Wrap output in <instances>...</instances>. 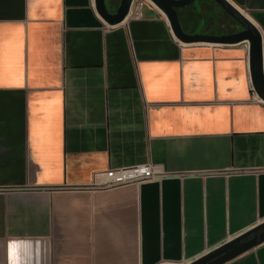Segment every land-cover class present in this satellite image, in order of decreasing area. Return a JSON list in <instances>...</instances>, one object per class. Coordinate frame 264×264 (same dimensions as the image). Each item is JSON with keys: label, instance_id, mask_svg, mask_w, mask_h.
Returning <instances> with one entry per match:
<instances>
[{"label": "crops", "instance_id": "1", "mask_svg": "<svg viewBox=\"0 0 264 264\" xmlns=\"http://www.w3.org/2000/svg\"><path fill=\"white\" fill-rule=\"evenodd\" d=\"M230 1L264 47V0ZM194 6L189 33L237 31ZM142 12L109 25L95 0H0V264H186L264 221L248 46L183 43ZM148 163L169 176L90 188ZM226 264H264V243Z\"/></svg>", "mask_w": 264, "mask_h": 264}, {"label": "water", "instance_id": "2", "mask_svg": "<svg viewBox=\"0 0 264 264\" xmlns=\"http://www.w3.org/2000/svg\"><path fill=\"white\" fill-rule=\"evenodd\" d=\"M134 0H121L115 12H111L106 0H95L96 9L109 25L126 20ZM167 17L175 37L183 43L237 44L249 43V64L255 92L264 100V47L259 27L230 0H214L227 14L237 21L241 30L228 34L189 33L184 30L178 9L197 0H150ZM264 243V221L237 237L212 249L202 257L186 264H226L243 253Z\"/></svg>", "mask_w": 264, "mask_h": 264}, {"label": "built area", "instance_id": "3", "mask_svg": "<svg viewBox=\"0 0 264 264\" xmlns=\"http://www.w3.org/2000/svg\"><path fill=\"white\" fill-rule=\"evenodd\" d=\"M150 0H134L128 17L140 18L142 9ZM169 176L161 167L151 163L135 165L130 167H115L108 170L97 171L94 182L90 188L106 189L131 183H142L145 181H157Z\"/></svg>", "mask_w": 264, "mask_h": 264}, {"label": "rangeland", "instance_id": "4", "mask_svg": "<svg viewBox=\"0 0 264 264\" xmlns=\"http://www.w3.org/2000/svg\"><path fill=\"white\" fill-rule=\"evenodd\" d=\"M199 0L196 1V4ZM201 5L204 11L201 13L202 17L207 18L208 28L225 29V30H241L240 24L235 21L229 14H227L214 0H202ZM244 47L249 50V43L243 42Z\"/></svg>", "mask_w": 264, "mask_h": 264}, {"label": "trees", "instance_id": "5", "mask_svg": "<svg viewBox=\"0 0 264 264\" xmlns=\"http://www.w3.org/2000/svg\"><path fill=\"white\" fill-rule=\"evenodd\" d=\"M178 13H179L180 19H181V21H182V9H181V8L178 9ZM197 13H198V12H197L196 10L193 11V12H190V15H189L188 18L191 17V19H195ZM240 29H242V28H240ZM185 31H186V30H185ZM238 31H239V30H238ZM187 32H188V31H187ZM226 33H232V32H230V31H226ZM233 33H234V32H233ZM219 34H220V33H219Z\"/></svg>", "mask_w": 264, "mask_h": 264}, {"label": "flooded vegetation", "instance_id": "6", "mask_svg": "<svg viewBox=\"0 0 264 264\" xmlns=\"http://www.w3.org/2000/svg\"><path fill=\"white\" fill-rule=\"evenodd\" d=\"M120 4V3H119ZM202 3L201 2H199V3H194V7H196V11L198 12V13H202L203 11H204V9L205 8H203V6L201 5ZM109 5H110V3H109ZM107 6H108V4H107ZM118 7H119V5H118ZM117 7V8H118ZM108 8H109V6H108ZM112 12H115V11H112Z\"/></svg>", "mask_w": 264, "mask_h": 264}]
</instances>
